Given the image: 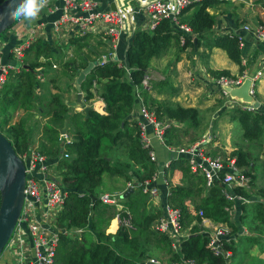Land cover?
I'll return each instance as SVG.
<instances>
[{
  "label": "trees",
  "instance_id": "trees-1",
  "mask_svg": "<svg viewBox=\"0 0 264 264\" xmlns=\"http://www.w3.org/2000/svg\"><path fill=\"white\" fill-rule=\"evenodd\" d=\"M219 1L226 0H202L184 7L179 17L195 7L193 12L180 20L188 27L187 32L172 27L166 18L150 31H135L125 49L123 66H117L113 61L94 66L81 81L80 90L83 102L94 96L101 99L103 113L89 110L85 118L81 110H74L63 101V95L69 88H74L72 82L77 69L86 64L84 58L92 60L95 54H99L94 45L100 42L91 34L70 38L61 45L47 36L46 39L39 36L24 48L18 72L9 73L0 88V132L9 134L11 141L5 137L16 154L36 143V150L46 155L60 175L65 197L55 217L57 242L52 264H142V260L150 256L147 254L149 246L164 253L162 258L165 262L161 264H227L228 258L214 253L205 245L206 237L198 233L196 223L200 218L197 211L191 214L183 205V201L195 199L198 200L194 207L201 210L202 217L215 223H226L233 236L239 235L244 226L249 233L256 235L246 238L247 241H256L259 236L264 238V180L257 184L258 177L262 179L264 175V157L257 175L252 171L255 163L247 151L236 148L230 152L235 155L237 165L248 168L249 187L236 189L237 194L247 202L224 199L216 182L209 188L203 186L202 177L189 171L185 158L169 162L168 170H179L182 180L174 185L168 182V201L179 209L183 228L186 223L195 220L175 250H172L164 234L150 227L161 210L146 209V195L137 187L138 183L153 175L157 165L149 160L147 149L140 145L136 127L129 120L136 87L142 103L153 110L156 119L165 118L181 124L165 130L166 144H177L189 131L188 141H195L205 128L200 124L197 108L152 97L154 89L162 90L163 82H150L151 92L140 87L152 58L172 49L176 50L174 57L177 58L179 52L189 48V52L196 54L207 67L206 72L214 78L228 75V71L212 70L207 66V52L212 47L222 49L228 59L239 64L237 36L211 32L214 17L208 14L206 8ZM4 38L8 40L7 36ZM13 43L9 41L6 48ZM69 47L73 57L63 59ZM100 47L104 49L105 45ZM37 67L44 76L47 75L45 81L36 80ZM58 76H62L64 82L55 83ZM34 87H39L41 91L37 97ZM15 111H21L16 119L13 118ZM225 111L229 120L239 124L242 138L254 139L262 133L264 111L239 108ZM64 120L68 141L57 131ZM103 176L118 179L121 185L125 182L132 183V186L135 184L133 192L122 198V210L117 211L97 198L98 190L104 185ZM91 196L95 199L91 200ZM232 207L233 214L230 213ZM125 209L130 214L131 228L118 225L114 234H105L109 220L117 213L118 216L124 215ZM90 233L94 236L90 237ZM260 246L264 247V242ZM224 247L225 250H232L228 243H224Z\"/></svg>",
  "mask_w": 264,
  "mask_h": 264
},
{
  "label": "built area",
  "instance_id": "built-area-1",
  "mask_svg": "<svg viewBox=\"0 0 264 264\" xmlns=\"http://www.w3.org/2000/svg\"><path fill=\"white\" fill-rule=\"evenodd\" d=\"M201 1L60 0V6L47 2L42 9L46 13L59 11L58 16L49 25L51 30L49 38L51 40L61 45L70 38L91 34L93 37L100 38L105 45L104 52L95 54L96 65L113 61L117 66H123L124 59L122 61L115 50L120 38H124L125 50L129 38L135 31H150L164 18L169 20L172 27H178L187 32L188 27L178 20L179 13L184 7ZM110 4L113 5V8L109 7ZM261 10H264V7ZM43 25L30 26L23 37L17 39L16 43L11 45L5 54H2V48L6 46V40L5 38L0 40V88L9 73L18 72L24 48L33 38L41 36L46 39V34L42 29ZM242 29L255 37L264 49V22L255 24L251 28L243 25ZM232 35L237 36L239 50L243 45V40L237 34ZM52 68H55V65L52 64ZM35 70L36 80L42 81L44 74L40 67L35 68ZM243 73L233 77L219 76L215 78L222 93L225 94L224 88L226 87L240 85L248 77ZM259 74L260 71H257L255 75L249 77L248 93L252 92V79L255 80ZM149 81L150 76L145 72L140 81V87L147 92L151 89ZM37 90L36 87L35 92ZM134 95L138 104L130 110L129 120L134 123L139 143L147 149L150 161H155L156 158L149 147V137L146 134L148 128L151 130L152 137L170 152L171 158H185L189 171L202 177L203 186L209 188L216 182L224 199L247 202V199L236 192L238 188L246 189L249 187L250 177L247 174V167L237 165L233 155L225 152L226 155L223 153L214 154L197 141L181 142L175 146L166 145L163 134L169 128L170 119H156L154 112L142 103L137 87L134 89ZM227 108H238V106L235 101L230 100L227 103ZM240 108L245 109V106L241 105ZM15 112L13 118H16ZM17 155L21 159L24 169L23 196L18 216L4 248L9 250L13 264H52L57 242L55 217L62 208L65 197L61 187V178L53 164L48 162L46 155L35 148L30 147L21 156L20 154ZM158 174L159 171L157 170L150 178L137 184L140 191L151 200L154 199V202L159 195V191L153 183ZM160 175H162L161 172ZM126 185L131 188L135 187V184L132 186V183L129 182H126ZM166 195L169 196L168 191ZM98 199L104 204L114 205L117 211L122 210L118 203L120 197L116 193H102L98 195ZM262 207L264 209V204ZM123 212L124 215L122 216H118V213L115 215L117 223L131 228L130 214L126 209ZM230 213H234V207L230 209ZM197 215L200 216L198 232L207 238L206 246L214 253L221 254L224 258L227 257L229 252L224 249V243L228 242L226 236L229 231L228 226L202 218L201 210H197ZM179 219V209L166 202L161 208L160 215L150 225L152 230L164 234L169 241L171 240L170 245L174 250L177 249L179 240L186 236V232L182 235L184 228ZM245 232L242 229V233ZM27 257H29V261H25ZM187 263L184 262V264ZM142 264H160V262L148 257Z\"/></svg>",
  "mask_w": 264,
  "mask_h": 264
},
{
  "label": "crops",
  "instance_id": "crops-1",
  "mask_svg": "<svg viewBox=\"0 0 264 264\" xmlns=\"http://www.w3.org/2000/svg\"><path fill=\"white\" fill-rule=\"evenodd\" d=\"M48 2L57 6H60L61 3L60 0H49ZM262 7H264V0H258L257 2H254V0H226L221 2L219 1L206 8L208 14L214 17V23L212 24L211 32L213 34L221 33L229 35L237 34L236 32H238L239 37H241L243 40V45L239 49L240 58H243L245 60L244 64L242 65L243 69L247 72L249 71L250 73H253L258 69L260 71V75L257 79L254 90V98L258 102V107L254 109L255 112L264 111V49L255 37L251 36V34L242 29V26L247 25L249 28H251L255 24L264 22V10H261ZM194 10L195 7L193 6L185 13H183L181 17H179V13L178 20H181L182 16H185L193 12ZM58 12L56 11L52 13H46L43 9H40L37 17L34 20L27 21L23 19H17L14 25L9 27L8 31H6V36L8 37L7 42L14 41L15 43L17 39L23 37L30 26L38 24H44L43 30L46 36L49 38L50 22H52L58 16ZM245 34H248L250 37L244 39L243 36ZM124 43V38H120L115 49L117 56L119 58H122V61L124 59ZM6 51L7 48L6 46H4V48H2V54H5ZM173 51L174 49L169 50L166 53H173ZM65 53L67 55L64 54L63 59L73 57L72 50L68 49ZM183 53L184 54H181V52H179L177 54V58L173 56L172 61L171 58L165 54L164 56L160 55L152 58L149 66L145 70V72L150 76L149 82H163L162 90L159 92L158 89H154L151 92L152 97L154 96L156 99L166 98L167 100L176 102L184 107L197 108L199 111L200 119L205 120L208 118V116H210V118L214 121V125L218 126L216 129L231 124V122H235L229 120L226 111H223V109L227 110V103L230 100L227 96L220 93V90L218 89L214 80H212L214 78L211 77V79L210 77H208L205 70V68L207 67L202 64L201 60L196 56V54H192L187 51H183ZM206 62L207 66L210 69H223L228 71L230 75H236L240 71V65L228 59L225 52L218 47H212L207 52ZM79 69L81 68H78L77 72ZM73 83L74 80L72 82V86L74 87ZM51 91H53V89H51ZM75 94L76 92L74 88H69L66 94L63 95V101L68 102V105H70V103L75 99ZM80 98L83 105L92 107L93 110L99 113H103V102L98 97L94 96L87 102H83L81 92ZM137 104L138 101L137 98H135L132 108L136 107ZM74 110H78L77 107H74ZM221 110L223 111V113H221ZM168 123V127L181 126L180 123H176L173 120H169ZM146 134L149 137V147L155 154L156 160L154 162L156 163L157 170L159 171L158 176L153 182L159 191V195L157 196V198H155V202L154 199L151 200L146 195L145 207L146 209L152 208L160 211L162 206L166 202L170 203L168 201V196L166 195L168 191V182L171 185L179 184L182 180V175L181 172L177 169H174L172 171L168 170L169 162L171 160H174L173 158H171L170 152L163 146H161L157 142V140L152 137L150 128L146 130ZM262 135H264V126ZM68 138L69 137L65 133L64 140L68 141ZM181 142H187V140L181 139L179 143ZM31 148L37 149V145H31ZM160 172L162 173V175H160ZM109 179L110 184L108 182ZM103 181L104 185L98 190V194L116 193L120 197L119 204L121 205V194L127 188H129L126 185V182L121 185V181H119L118 179L115 180L113 177L108 176H103ZM133 189L134 187L128 193L133 192ZM197 200L198 199H195L193 201H183V205L191 214H195V212L197 211L194 207L197 205ZM111 206H113L116 210V207L114 205ZM112 220H115V227L113 231H109V226ZM111 221L108 222V230L106 229V231L109 234H114L118 227V223L117 219L115 218H112ZM243 228L246 231L244 226ZM248 237L253 236L249 234H239L233 238L231 251H234V253L231 257L230 255L232 254L229 253L227 264H243L248 260H251V264H264V260L262 259L263 257H261L262 252L264 251V247L260 246V244L263 243L261 242L263 240L259 238V241L261 242L259 244L258 240L257 242L247 241L246 238ZM235 238H239L237 245L233 244V242H236ZM258 245L260 247V252L258 251ZM25 261H29V257H27ZM0 264H13L7 248L2 249L0 253Z\"/></svg>",
  "mask_w": 264,
  "mask_h": 264
},
{
  "label": "water",
  "instance_id": "water-1",
  "mask_svg": "<svg viewBox=\"0 0 264 264\" xmlns=\"http://www.w3.org/2000/svg\"><path fill=\"white\" fill-rule=\"evenodd\" d=\"M21 0H2L0 2V32L9 27L17 19H10L9 13L16 7ZM110 8L113 5L110 4ZM244 39L249 38L248 34H245ZM86 64L83 68L79 69L74 79V90L76 92L75 99L70 103L71 106H81L83 117L87 116L89 110H93L92 107L82 104L80 98V83L84 79L85 75L96 66L95 60H86ZM249 79L245 78L237 87L224 88L230 96L240 98L242 101L251 103L252 106L257 107L258 103L253 100L252 96L248 93ZM67 130V123L64 120L62 126L57 129L60 136H64ZM23 184H24V169L21 159L14 152L10 142L0 132V253L5 246L16 218L18 216L22 196H23ZM132 188H127L122 194L121 198L126 197ZM91 200L95 199L93 196Z\"/></svg>",
  "mask_w": 264,
  "mask_h": 264
},
{
  "label": "rangeland",
  "instance_id": "rangeland-1",
  "mask_svg": "<svg viewBox=\"0 0 264 264\" xmlns=\"http://www.w3.org/2000/svg\"><path fill=\"white\" fill-rule=\"evenodd\" d=\"M257 1L258 0H254V2H257ZM8 29H9V27L5 28L3 31L0 32V40H4V37H6V33H7L6 31H8ZM236 33L238 35V32H236ZM78 37H80V36H78ZM96 39L100 42V44H95L94 45L95 49L99 53L104 52L105 50L102 49V47H100L101 45H104L103 42H101V39L98 38V37ZM5 40H6V44L5 45L8 46L7 39H5ZM15 40H16V38H15ZM15 43H13V44H15ZM89 44L92 45V42L89 41ZM124 48H125V46L123 45V51H125ZM68 49L72 50L71 47L67 48V50ZM185 51L189 52V48H187ZM72 53H73V51H72ZM164 54L167 55L168 57H170L171 58V61H172L173 60V56L175 55V50L173 51V53L172 52H169V53H166L165 52V53L162 54V56H164ZM181 54H184V53L181 52ZM68 58H70V57H68ZM68 58H66V59H68ZM244 62H245V60L243 58H239V65H240L241 69L238 72V74H236V75H230L228 73V75H221V76L233 77V76L240 75V74H242L244 72L243 74H245L246 77L248 76L247 78L249 79V77L255 75L256 72L259 71V69H258L256 71H254L253 73H250L249 71L247 72L242 67V65L244 64ZM236 64H238V63H236ZM205 70H206V68H205ZM206 74L210 78L213 77V76H211L208 73H206ZM259 75L257 76V78L255 80L252 79V81H251L252 82V84H251L252 92L249 93V95L252 96L253 100H255V101H256V99L254 98V95H255L254 94V90H255V84L257 82V79H258ZM46 77H47V75L44 76V81L46 80ZM212 80H214L215 84L217 85L218 89L220 90V93L223 94L222 91H221V88L216 83V79L214 78ZM60 82H64V79H62V76H58V80L57 81L55 80V83H60ZM62 87L63 86H61V88ZM229 88H232V87H229ZM39 90H40V88L38 87L37 92H35V87H34V92H35V96L36 97L41 92ZM151 90H152V88H151ZM149 92H151V91H149ZM223 95L228 96L229 100L235 101L237 103V106H238L239 109H241L240 106L242 105V106H245V109H243V110H248V111L255 112L254 109H256L258 107L257 106V107L254 108V106H252L251 103L242 101L240 98H235L233 96H230L226 90H225V94H223ZM74 107H77L78 108L79 106L73 105L72 108L74 109ZM231 109L232 108H227V110H231ZM223 111H225V110L223 109ZM223 111L221 110V113H223ZM15 113H16V117L18 118L20 116V114H21V111H17ZM158 120H160V119H158ZM235 122H231V124H228V125H225L224 124L225 125L224 127H221V128L216 129L218 126L217 125H214V121L210 118V116H208V118L205 119V120L204 119L203 120L201 119L200 120V124L205 126V128H204L205 131H203L202 135L198 136L195 141H197L200 144H202L205 147V149L213 152L214 154H216V153H221V154L223 153L224 154V152L226 154H230V152L231 151H234L236 148H241L242 150L247 151L248 154H249V156H250V158H251V160L254 161V163H255V166H254V168H253L252 171H254V173H256L257 175H259L260 174L259 164H260L261 159L264 157V135H262V133H261L257 138L249 139V140L244 139V138L241 137V130H240L239 124L236 122L238 124L237 125ZM36 128H37V130L39 129L38 123H37V127ZM190 132L191 131H189L184 137H182L183 139L187 140V142H189L188 141V138H189ZM2 133L4 134V136H6L7 138L10 139L9 134L6 131H2ZM163 139H164V134H163ZM10 141H11V139H10ZM164 143H165V141H164ZM177 144L176 143H171V144H166V145L175 146ZM32 145H36V144L34 143ZM21 154H20V156H21ZM226 154H224V155H226ZM233 156L235 157V155H233ZM155 171H157V169ZM261 180L262 181L264 180V175H263L262 179L260 177H258L257 184L261 183L262 182ZM108 182L110 184V181L109 180H108ZM106 186H108V185H106ZM251 192H252V189L250 190V193ZM109 194H113V193H109ZM98 195H100V194H97V198H98ZM113 218L116 219V216H114ZM111 219L109 220V222L111 221ZM221 224H223L224 226H226L225 223H221ZM107 225H109V224H107ZM106 227H107L106 229L108 230V226H106ZM189 227H190V221L188 223H186V226H184V232H182V235H184L185 232H189L190 231ZM106 229H105L104 233L105 234H109V233H107ZM245 233L246 234H249L251 236H254L253 233H247V232H245ZM91 235L94 236L93 233H90V237H91ZM226 236H227L228 242H230L231 241V236L228 235L227 233H226ZM259 238L263 240L261 242H264V238L261 237V236H259L256 239V241L258 240L259 244L261 243L259 241ZM235 239H236V242H233V244H236L237 245V242H238V239L239 238H235ZM170 243H171V240H170ZM170 243H169V245H170ZM170 247H171V245H170ZM259 248L260 247L258 245V251L260 250ZM233 250H234V247H233ZM8 252H9V250H8ZM233 253H234V251H231V254L232 255H230V257L233 256ZM147 254H149L150 256H147L142 261L146 260L148 257H151V258H154V259L159 260L160 264L163 263V262H165V259H161L160 258V257H164L165 256L164 253L161 252V251H159V249H157L156 247L149 246V251L147 252ZM10 257H11V254H10ZM261 257H263L262 259L264 260V251L262 252V256ZM11 260H12V257H11ZM243 264H251V260H248L247 262H245Z\"/></svg>",
  "mask_w": 264,
  "mask_h": 264
},
{
  "label": "clouds",
  "instance_id": "clouds-1",
  "mask_svg": "<svg viewBox=\"0 0 264 264\" xmlns=\"http://www.w3.org/2000/svg\"><path fill=\"white\" fill-rule=\"evenodd\" d=\"M48 0H21V2L13 8V10L9 13V18L10 19H23V20H27V21H31V20H34L40 9H42L46 4H47ZM96 38V37H95ZM94 60V58L92 59ZM43 79H44V76H43ZM81 92V91H80ZM81 94V93H80ZM83 104V103H82ZM77 106V105H76ZM78 110L81 109V106H79L77 108ZM17 118V117H16ZM60 136V135H59ZM60 137H64V136H60ZM18 156V155H17ZM131 188V187H130ZM202 215V214H201ZM199 218L200 216L197 215ZM204 218V217H202ZM208 219V218H207ZM211 221V220H210ZM213 222V221H212ZM195 223V220H191L190 221V226ZM215 223V222H213ZM198 225V223H196ZM226 224V223H225ZM227 225V224H226ZM228 226V225H227ZM229 228V227H228ZM190 229V227H189ZM198 229H199V225H198ZM242 229H244L243 227H241V232H239V234H246V233H242ZM246 229V228H245ZM247 231V230H246ZM248 232V231H247ZM189 232H186V236ZM199 233V232H198ZM202 234V233H200ZM203 236H205L204 234H202ZM228 235L231 236V241L233 240L234 237L236 236H233L230 234V228H229V231H228ZM207 239V238H206ZM207 241V240H206ZM227 242L228 244H230V246H232V242ZM206 245V243H205ZM4 248V247H3ZM225 249V247H224ZM228 251V250H227ZM229 253H231V249L230 251H228ZM221 255V254H219ZM222 256V255H221ZM223 257V256H222ZM225 258H229L228 256L225 257ZM189 264V262L187 263Z\"/></svg>",
  "mask_w": 264,
  "mask_h": 264
},
{
  "label": "bare ground",
  "instance_id": "bare-ground-1",
  "mask_svg": "<svg viewBox=\"0 0 264 264\" xmlns=\"http://www.w3.org/2000/svg\"><path fill=\"white\" fill-rule=\"evenodd\" d=\"M114 227H115V220H112L111 223H110V226H109V231H113Z\"/></svg>",
  "mask_w": 264,
  "mask_h": 264
}]
</instances>
